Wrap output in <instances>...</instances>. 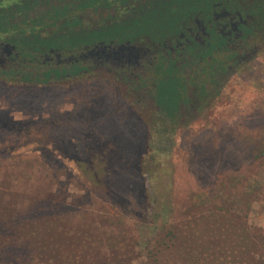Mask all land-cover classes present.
<instances>
[{"label": "rangeland", "instance_id": "1", "mask_svg": "<svg viewBox=\"0 0 264 264\" xmlns=\"http://www.w3.org/2000/svg\"><path fill=\"white\" fill-rule=\"evenodd\" d=\"M230 87L215 102L216 122L181 124L161 163L172 171L178 236L162 264H264V54ZM137 100L102 76L0 83V257L28 264L43 239L59 235L62 264L82 255L74 264H146L136 228L145 220L139 172L152 117ZM82 165L100 177L109 170L105 181L120 198Z\"/></svg>", "mask_w": 264, "mask_h": 264}, {"label": "trees", "instance_id": "2", "mask_svg": "<svg viewBox=\"0 0 264 264\" xmlns=\"http://www.w3.org/2000/svg\"><path fill=\"white\" fill-rule=\"evenodd\" d=\"M195 1L146 0L140 3L141 9L129 17H123L120 7L125 6L126 0H0V42L13 46L18 53L14 62L4 66L0 64V83L38 87L79 83L84 79V74L80 72L86 67L63 66L50 63L46 58L55 59V52H78L100 41L123 42L141 36L153 39L164 37L176 30L181 16L188 14L185 6ZM179 83L176 76H164L159 80L156 105L160 110L152 112L154 116H151L152 121L146 127L148 132L139 172L147 183L144 190L146 212L143 215L145 220L136 228L139 232L137 244L147 252V256L150 255L146 264L167 261L171 252L164 250L169 249L170 242L175 243L178 237L173 229L175 207L167 184L172 171L161 163L173 155L177 144L176 134L181 127L180 105L184 99ZM215 107V104L208 110L202 107L200 118L185 125L204 121V124H213L216 122L213 121ZM81 172L106 192L116 194L120 190L115 191L117 187L105 181L106 177L112 176L109 170H103L100 177L97 171L82 165ZM157 180L159 185L156 184ZM124 190L131 192L132 189L126 187ZM115 196L120 198L117 194ZM43 241V248L39 247L41 252L33 255L28 264H62L63 249L59 248V235H49ZM84 257L68 256V264H74ZM15 260L6 254L0 257V264H19ZM121 264L126 263L122 261Z\"/></svg>", "mask_w": 264, "mask_h": 264}, {"label": "flooded vegetation", "instance_id": "3", "mask_svg": "<svg viewBox=\"0 0 264 264\" xmlns=\"http://www.w3.org/2000/svg\"><path fill=\"white\" fill-rule=\"evenodd\" d=\"M145 1L126 0L120 15L131 16ZM185 8L188 14L164 37L100 41L78 52H55V59H46L86 67L80 72L84 79H113L127 96L137 97L142 111L149 109L152 117L153 111L160 110L156 105L159 80L176 76L184 99L179 122L194 121L203 113L202 107L208 110L232 91L230 86L261 58L264 0H196ZM17 56L13 46L0 42L2 66Z\"/></svg>", "mask_w": 264, "mask_h": 264}]
</instances>
